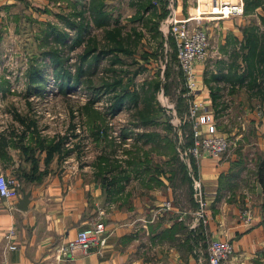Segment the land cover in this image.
Segmentation results:
<instances>
[{"label": "rangeland", "instance_id": "1", "mask_svg": "<svg viewBox=\"0 0 264 264\" xmlns=\"http://www.w3.org/2000/svg\"><path fill=\"white\" fill-rule=\"evenodd\" d=\"M162 1L47 0L43 10L29 2L0 10V128L24 126L20 112L66 135L88 170L109 178L131 169L133 181L141 165L169 182L178 172L175 185L187 200L190 183L174 145L192 161L184 153L192 125L176 41L167 33L174 2ZM180 1L196 12L197 0ZM242 1L233 23L202 22L211 44L200 65L218 133L230 139L229 153L249 161L260 156L246 114L264 110V0Z\"/></svg>", "mask_w": 264, "mask_h": 264}, {"label": "crops", "instance_id": "2", "mask_svg": "<svg viewBox=\"0 0 264 264\" xmlns=\"http://www.w3.org/2000/svg\"><path fill=\"white\" fill-rule=\"evenodd\" d=\"M177 1L173 0L179 16L191 12ZM22 2L42 10L47 4V0H0V10ZM203 70L197 64L201 98L211 107L201 78ZM246 116L254 120L256 128L253 152L259 150V157L264 156V110H247ZM211 119L203 129L210 131L213 125L218 133ZM33 121L31 128H0V173L21 183L19 197H0V264H210L208 248L213 239L232 242L234 253L228 264H264V188L256 158L247 161L233 152L219 158L208 154L192 157L199 177L193 171L187 200L180 196L175 183L163 176H150L142 165L134 167L137 177L133 181L128 169L108 189L103 182L106 175L88 170L66 144L63 151L50 153L47 144L66 135L42 130ZM188 162L193 170L191 160ZM33 169L42 177L28 182L25 188V174ZM24 189L31 191L27 210L18 207ZM105 190L108 196L104 202ZM199 190L206 202L207 222L197 219ZM167 200H172L173 210L163 208ZM244 207L253 213L250 225L240 219ZM102 220L108 241L101 251L84 253L79 249L72 258L58 257L59 246ZM10 244L17 248L10 250Z\"/></svg>", "mask_w": 264, "mask_h": 264}, {"label": "built area", "instance_id": "3", "mask_svg": "<svg viewBox=\"0 0 264 264\" xmlns=\"http://www.w3.org/2000/svg\"><path fill=\"white\" fill-rule=\"evenodd\" d=\"M195 13H190L187 17L178 15L176 9L171 11L168 18L167 33L174 37L177 44L178 59L185 76L184 96L188 101V118L192 124L193 145L184 153L187 156L199 158L203 154L211 157H222L230 152L232 143L223 134L215 132L213 125L210 131H204L203 127L211 122L212 110L205 105V99H201L202 89L198 84L197 64L203 62L209 53L210 38L203 27L204 20H222L244 13V2L242 0L231 2L228 0H197ZM196 22V26L192 23ZM21 183L14 178L7 177L0 173V197L17 198L20 195ZM199 210L197 219L207 222L209 216L206 211V202L202 199L199 190ZM165 210H173L172 200L164 202ZM104 214V211L101 212ZM240 219L245 225H250L253 221V213L248 207L241 209ZM106 225L104 221H95L91 225L79 231L74 240L59 246L58 257L72 258L77 250L90 253L92 250L101 251L107 244ZM10 250L17 246L10 244ZM210 264H228L234 253L233 244L230 240L213 239L209 244Z\"/></svg>", "mask_w": 264, "mask_h": 264}, {"label": "trees", "instance_id": "4", "mask_svg": "<svg viewBox=\"0 0 264 264\" xmlns=\"http://www.w3.org/2000/svg\"><path fill=\"white\" fill-rule=\"evenodd\" d=\"M162 1V0H161ZM164 1H162V3H163ZM245 11H246V4H245ZM166 14H167V11H166V9H164V14H162V16L164 17V16H166ZM171 38L172 39H174V37H172L171 36ZM174 41H175V39H174ZM176 44V43H175ZM176 48H177V44H176ZM244 72V71H243ZM242 78V80H243V78H245L246 79V75H245V77H241ZM15 118H17L22 124H25L26 126H27V128H31L32 127V125L34 124V121L32 120V119H28L27 117H25L24 115H22L20 112H15ZM190 125H192L191 123H190ZM189 126V125H188ZM100 129H97V130H94V134H96V135H101V132L99 131ZM190 145H193V142H194V139H193V130H192V134H191V137H190ZM67 141V136H64V137H60L57 141H51L49 144H47V147H48V150H49V152L50 153H52V152H54V151H63V147L65 146V144L67 143L66 142ZM174 151H175V154H176V164H177V166H179L180 168H181V173L183 174V177L184 178H186L187 179V181L191 184L192 183V185H193V180H192V177H191V175H190V173H189V170H188V165H187V163L180 157V155H179V153H178V151H177V149H176V146L174 145ZM69 152V151H68ZM191 163H192V167H193V171H194V176L196 177V178H198L199 177V175H198V167H197V164H196V162L194 161V158H192V161H191ZM257 168H258V174H259V180H260V182H261V184H262V186H263V188H264V156H261V157H259V160H258V166H257ZM36 172V169H33V172H31V173H27V174H25V178H26V182H25V184L23 185V183H22V186H26L27 185V183L28 182H32V181H35V180H39V179H41V177H42V173H39L38 175L35 173ZM177 175H178V172H175V173H173V179L171 180L172 182V184L174 185V183H175V181H174V179L177 177ZM115 179H116V177L115 178H112V179H110L109 177H107V176H105L104 177V185H105V187L106 188H110V186H112L113 185V183H115L116 181H115ZM159 182H161V181H159ZM27 187V186H26ZM25 187V188H26ZM194 187V186H193ZM263 207H264V202H263Z\"/></svg>", "mask_w": 264, "mask_h": 264}, {"label": "water", "instance_id": "5", "mask_svg": "<svg viewBox=\"0 0 264 264\" xmlns=\"http://www.w3.org/2000/svg\"><path fill=\"white\" fill-rule=\"evenodd\" d=\"M259 190L261 191L262 190V186L261 184H259ZM30 196H31V191H27V190H23V196L20 200V203L18 205V207L22 210H27L28 207H29V202H30ZM107 196H108V191L105 190V199H104V202L106 201L107 199Z\"/></svg>", "mask_w": 264, "mask_h": 264}]
</instances>
